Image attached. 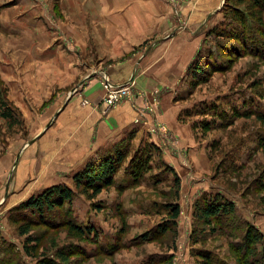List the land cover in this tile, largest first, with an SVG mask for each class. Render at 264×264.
<instances>
[{
    "label": "rangeland",
    "instance_id": "obj_1",
    "mask_svg": "<svg viewBox=\"0 0 264 264\" xmlns=\"http://www.w3.org/2000/svg\"><path fill=\"white\" fill-rule=\"evenodd\" d=\"M46 1L0 0V54L5 49V55H12L15 44H21L22 49L25 44L26 52L30 53L34 42L28 36L30 28L36 27L39 42L34 43L36 53L32 55L37 61L36 69H44L41 61L50 60L52 46L69 53L70 84L56 88L51 97L35 107L43 119L51 104L64 101L68 95L79 96L84 87V77L96 72L95 76L101 81L110 74L108 69H92L93 72L90 68L79 69L99 64V60L83 58L77 43L58 40L48 47L52 39H48L51 35L45 28L47 23L52 19L58 20L60 25L68 22L59 6L62 0ZM178 1L180 9L185 0ZM225 2L214 12L219 14L216 23L209 19L210 24L206 20L204 25L192 26L191 21L184 18L180 23L174 22L163 37L151 38L132 52H140L139 57L143 55L138 59L140 62L136 61L141 64V69H133L134 73H130L131 77L125 84H134L136 92V81H143L157 93L160 106L154 115L147 116V120L159 119L169 129L170 136L152 133L150 124L137 125L134 121L137 130L146 133L145 140L136 147L132 145V153L116 176V186L94 199L89 198V193L76 189L74 176L77 173L71 177L72 187H68L76 191L70 206L71 216L81 225H94L104 247L96 258L76 260V264H170L166 261L171 256H174L171 264H203L202 257L198 255L203 250L213 252L217 262L225 260L229 264H237L230 252V243L237 239L218 230L211 232L195 218L196 203L205 194L220 195L233 202L238 221L253 224L264 233V58L247 55L236 59L230 70L204 73L200 78L192 73L199 64L207 69L210 48L219 53L215 45L217 41L209 33L214 27L226 25ZM43 13V25L39 26L34 16L39 17ZM17 25L27 32L26 39L18 33ZM174 52H178L179 57H175ZM56 57L57 63H61V55ZM3 60L0 56V69L4 68ZM26 60L29 57L18 61L19 69H27ZM5 61L6 69H9L12 57ZM1 89L7 99L8 89L4 87L0 71ZM140 93L137 91L136 95L140 97ZM13 108L17 115L15 123L10 125L0 119V264H39L42 257L52 258L57 247L71 244L84 246L88 253L96 251L94 245L76 239L65 228L51 230L37 226L31 228V233L41 241L37 253L35 257L26 253L25 237L19 234L20 222H17L22 216L16 209L20 203L49 187L45 185L44 173L40 169L46 162L43 161L45 156L34 161L39 163L37 172L24 173L23 168L19 172L17 167L23 163L20 155L35 143L46 122L36 120L37 112H33L32 119L26 117L28 120H25L17 107ZM159 111L172 125L163 122L162 117L158 118ZM247 113L252 115L246 116ZM14 150H20L19 155L14 152L16 159L13 157V161L5 166V157H12L10 152ZM141 157L149 158L150 168L135 183L128 167L130 162ZM37 158L38 154L34 159ZM58 163L56 161L55 165ZM175 175L180 178L177 201ZM59 179L57 176L53 182ZM173 202L181 206L177 235H167L161 239L162 242L140 244L136 240L140 235L168 219L165 205ZM116 244L126 247L109 256L110 248Z\"/></svg>",
    "mask_w": 264,
    "mask_h": 264
},
{
    "label": "crops",
    "instance_id": "obj_2",
    "mask_svg": "<svg viewBox=\"0 0 264 264\" xmlns=\"http://www.w3.org/2000/svg\"><path fill=\"white\" fill-rule=\"evenodd\" d=\"M223 1L185 0L179 9L178 0H62L59 6L68 23L60 25L58 20L53 19L47 23L45 28L51 35L48 39H52L48 47L58 40L77 43L83 58L99 60V64L78 68H90L91 72L92 69H108L111 83L119 86L128 82L130 73L135 71L133 69H141V64L136 61L140 62L138 59L143 58V55L139 57L140 52L132 53L135 47L143 45L151 38L163 37L174 22L180 23L184 18L186 21L188 18L192 26L204 25L209 19L216 23L219 14L215 15L214 12L220 9ZM44 14L34 16L39 26L43 25L41 18ZM17 26L20 36L26 39L27 32H24L23 27ZM89 31L93 36L88 34ZM167 38L166 36L165 39ZM28 39L32 43L39 42L38 27L30 28ZM90 42L95 43V48ZM34 43L29 49L30 53L26 52L28 49L25 44L23 49L21 44H15V52L12 55H5V49L0 54L4 59V68L0 69L1 78L4 87L8 89V96L7 99L4 97V101L6 100L7 107H11L12 116L17 118L13 108L15 106L21 115H24L25 120L32 119L31 115H35L33 112H37L35 107L51 97L56 88H64L70 84L69 53L60 47L54 49L52 46L50 60L41 61L45 65L44 69H36L37 61L32 58L36 53ZM59 54L62 57L61 63H57L56 56ZM173 55L177 57L178 52ZM126 56L129 57L122 60ZM9 57H12V62L9 69H6L5 59ZM27 57L29 60H26V63L29 66L27 69H19L18 61ZM35 58L37 60V56ZM94 73L96 72L84 77V87L79 96L68 95L64 101L59 100L51 104L44 119L36 113V120L46 123L45 126L42 125L43 132L38 134L35 143L30 144L29 149L20 155L23 163L21 167H17L19 172L22 168L24 173L37 172L39 163L34 161L45 156L43 161L46 162L41 164L40 168L44 173L42 178L45 185L51 187L63 184L72 187L71 177L84 170L87 164L115 156L118 151L126 148L132 153V145L136 147L143 143L146 133L138 131V127L133 124L136 112L130 101L125 100L114 109L103 113L100 104L105 90L100 78ZM151 89L143 81H136V94L137 91L141 92L140 97L136 95V100L142 102L144 94H148V98L152 97L151 93L155 91ZM84 99L90 102L89 105L83 104ZM1 110L0 107V119L9 124V119L1 116ZM155 115L157 116L156 113ZM160 117L163 122L171 123L166 115L159 111L158 118ZM167 122L165 123L168 124ZM156 143L160 147L157 141ZM20 150L10 152L12 157H5V166L13 161V157L16 159L15 153L19 155ZM36 154L39 158L34 159ZM52 160L54 161L51 162ZM55 160L59 162L56 165ZM45 164L48 165L44 166ZM57 176L60 177L59 181L53 182Z\"/></svg>",
    "mask_w": 264,
    "mask_h": 264
},
{
    "label": "trees",
    "instance_id": "obj_3",
    "mask_svg": "<svg viewBox=\"0 0 264 264\" xmlns=\"http://www.w3.org/2000/svg\"><path fill=\"white\" fill-rule=\"evenodd\" d=\"M224 17L227 19L224 27H214L209 33L216 39V47L219 53L210 48L209 59L203 69L199 64L194 67L193 76L203 77L204 73L223 72L230 70L236 59L247 55L264 58V0H226L223 8ZM223 40V41H221ZM220 63V64H218ZM3 90H0L1 116L9 119V124L16 122L12 116L11 107H7L4 101ZM252 113H247L250 116ZM262 118V117H261ZM264 118V117H263ZM128 148L120 150L115 156L108 157L97 163H90L84 170L74 176L77 190L89 193V198L94 199L103 191L116 186V176L125 165L130 156ZM132 176L135 183L143 178V174L149 170V158L141 157L130 162ZM176 201L179 198L180 178L175 175ZM76 191L67 185H53L41 193L31 196L17 206L22 218L17 220L19 234L25 237L24 249L27 254L35 257L40 244V239L31 233V228L42 226L46 229L65 228L86 244L94 245L96 251L88 253L84 246L69 245L57 247L53 257L40 258L39 264H76V260L89 261L102 253L104 248L100 242V233L92 224L81 225L71 216L70 206L74 201ZM69 205V209L66 206ZM97 208L101 206L97 205ZM168 219L157 227L143 233L136 240L140 244L150 242H162L167 235H177L178 220L181 216V206L177 202L165 205ZM236 206L233 202L225 200L220 195L205 194L195 206V218L199 224L204 225L211 232L217 230L237 240L230 243V252L237 264H264V233L248 222L238 221L235 217ZM135 240V239H134ZM135 240V242H137ZM199 242V241H195ZM116 244L110 248L109 256H113L119 250L125 248ZM98 251V253H97ZM1 255V251H0ZM108 255V254H107ZM203 264H229L227 261H215L213 252L200 251ZM174 256L167 259L172 263ZM79 258V259H75ZM1 260V259H0Z\"/></svg>",
    "mask_w": 264,
    "mask_h": 264
},
{
    "label": "built area",
    "instance_id": "obj_4",
    "mask_svg": "<svg viewBox=\"0 0 264 264\" xmlns=\"http://www.w3.org/2000/svg\"><path fill=\"white\" fill-rule=\"evenodd\" d=\"M105 94L101 100L100 108L103 113H107L110 109H114L123 101L128 100L131 102L133 109L136 112L135 124L149 125L152 133H160L163 137H169L170 131L161 123L159 119L152 122L147 120V116L154 115V111L160 106V98L156 92L151 93L152 97L148 98L146 94L143 95V101L136 100V92L134 84H124L114 86L107 75L101 80ZM89 101L84 99L83 104L89 105ZM154 119V118H153Z\"/></svg>",
    "mask_w": 264,
    "mask_h": 264
}]
</instances>
